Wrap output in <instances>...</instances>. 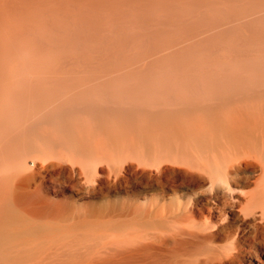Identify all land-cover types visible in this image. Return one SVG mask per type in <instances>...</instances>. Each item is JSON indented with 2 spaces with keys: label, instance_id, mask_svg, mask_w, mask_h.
Listing matches in <instances>:
<instances>
[{
  "label": "bare ground",
  "instance_id": "6f19581e",
  "mask_svg": "<svg viewBox=\"0 0 264 264\" xmlns=\"http://www.w3.org/2000/svg\"><path fill=\"white\" fill-rule=\"evenodd\" d=\"M0 264H264V0H0Z\"/></svg>",
  "mask_w": 264,
  "mask_h": 264
},
{
  "label": "clouds",
  "instance_id": "9594fccd",
  "mask_svg": "<svg viewBox=\"0 0 264 264\" xmlns=\"http://www.w3.org/2000/svg\"><path fill=\"white\" fill-rule=\"evenodd\" d=\"M213 189V192L215 191V189L217 187H221L223 188L226 192H228L229 194L233 193V190L231 189V187L228 184V174L227 177L222 173L220 174L218 177L215 178L214 183H210V185ZM247 207L242 208L240 210L241 215L245 218H251L250 216L247 215ZM259 211V210H258ZM223 222H226V219ZM198 224L200 223H205L207 224V226L211 229V231H215L216 230V225L212 224L210 219H208L207 217H205L201 222H197ZM219 247L221 249H223L222 255L223 258L226 260H230L232 259L235 255H236V236H232L228 239H226V241L223 244H220Z\"/></svg>",
  "mask_w": 264,
  "mask_h": 264
}]
</instances>
